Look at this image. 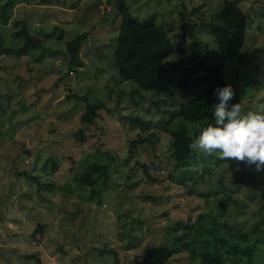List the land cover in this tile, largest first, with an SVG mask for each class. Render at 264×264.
Returning a JSON list of instances; mask_svg holds the SVG:
<instances>
[{"label":"rangeland","instance_id":"1","mask_svg":"<svg viewBox=\"0 0 264 264\" xmlns=\"http://www.w3.org/2000/svg\"><path fill=\"white\" fill-rule=\"evenodd\" d=\"M124 1L175 41L165 60L169 90L179 77L192 80L215 47L218 53L210 29L193 36L182 23L214 21L222 0ZM235 1L247 13L246 35L221 75L246 113L264 103V0ZM115 2L0 0V264H137L165 243L175 249L167 264H200L191 247L225 219L234 231L255 229L252 254L223 249L224 264H264V169L199 152L171 169L167 128L180 118L163 110L174 105L169 94L158 107L156 93L139 96L112 66ZM22 29L47 48L23 49ZM84 31V65L68 71L65 41ZM73 94L104 102L95 123L80 121L87 102ZM187 127L193 133L200 125ZM79 128L82 141L73 136ZM150 132L151 145L130 149V140ZM85 173L93 184L80 179Z\"/></svg>","mask_w":264,"mask_h":264},{"label":"trees","instance_id":"2","mask_svg":"<svg viewBox=\"0 0 264 264\" xmlns=\"http://www.w3.org/2000/svg\"><path fill=\"white\" fill-rule=\"evenodd\" d=\"M115 13L112 22L118 21V43L114 49V60L112 66L118 70L123 80L132 82V91L142 95L144 92L156 93L159 98L154 101L156 105L165 102L169 94V99L174 103L173 107L165 106L164 111H170L173 117L180 118L179 122L167 128L170 139L171 169L176 172L187 166L191 159L195 157L196 151L190 149V144L199 136L204 127L209 124L215 125L213 116V105L219 102L215 91L218 87L227 85L221 75V69L224 61L235 60L241 53L246 35L247 13L238 6L235 0H222L220 7L214 13V21L206 23H182L184 29L191 35H195L201 28L210 29L211 36L214 37L218 53L213 51V56L206 60L199 71L191 80L189 76L179 77L174 83V87L169 90L167 70L165 60L175 52V41L172 40L167 32L160 25L140 20L130 7L125 5L124 0H116ZM194 11H196L194 9ZM184 15V13H182ZM184 17V16H183ZM24 33L23 49L29 45H40L43 48V39L41 37L30 35L26 29ZM87 32L77 34L74 38L65 41V50L68 57V71H75L77 67L84 65V60L80 55L81 47ZM213 39V40H214ZM200 45V43H199ZM215 46V43H214ZM207 50V49H206ZM205 50V53L207 51ZM203 52V50H202ZM217 56V57H215ZM186 99H182V96ZM76 100H85L86 107L80 115V121L86 125L93 124L98 116V110L103 107L104 102L96 100L87 101L85 95L73 94ZM239 102V98L234 94L229 104ZM159 107V105H158ZM139 123H143L139 117H132ZM187 123L200 125L191 133ZM84 128L77 129L73 136L82 141L86 137ZM155 134L150 132L145 137L138 135L130 140V149L137 144L147 142L149 145L154 141ZM134 149V148H133ZM132 150V149H131ZM218 161V154H214ZM229 163L231 167L237 164V161L223 160ZM95 167L100 165L93 164ZM106 170L107 165H101ZM146 170V166L141 163ZM83 182L93 184L96 178L91 173H85L80 176ZM241 177H235L232 182H240ZM217 211L222 212L218 205ZM215 229H208L203 234V239L199 240L198 248H192L191 257H199L200 264H224L222 250L238 253L252 254V235L251 231H234L233 225L227 219L216 221ZM193 229L194 225H188ZM258 227V223L255 224ZM225 228V229H224ZM176 237L175 239H177ZM174 241V240H173ZM246 243L247 245H244ZM184 248L189 245L183 243ZM175 249L168 243L152 246L147 249L143 257L137 264H167Z\"/></svg>","mask_w":264,"mask_h":264},{"label":"clouds","instance_id":"3","mask_svg":"<svg viewBox=\"0 0 264 264\" xmlns=\"http://www.w3.org/2000/svg\"><path fill=\"white\" fill-rule=\"evenodd\" d=\"M219 102L213 105L215 125L204 127L190 149L204 155L218 154L221 160L255 164L264 169V103L255 111H242L241 103L229 104L234 96L231 85L215 91Z\"/></svg>","mask_w":264,"mask_h":264}]
</instances>
